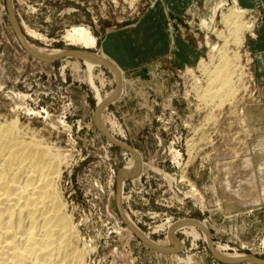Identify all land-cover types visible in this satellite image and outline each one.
<instances>
[{"label": "rangeland", "instance_id": "374dc122", "mask_svg": "<svg viewBox=\"0 0 264 264\" xmlns=\"http://www.w3.org/2000/svg\"><path fill=\"white\" fill-rule=\"evenodd\" d=\"M252 2L194 0L168 17L163 53L120 71L102 55V43L137 24L151 0H0V123L62 157L58 185L80 247H92L87 264H264V78L250 47L264 10ZM234 4L247 11L252 32L241 48L230 44L241 54L232 59L240 81L218 107L199 99L206 83L199 62L217 61L210 62L212 46L224 43L222 14ZM80 27L94 45L74 39ZM178 41L196 58L184 59ZM32 50L62 52L46 59ZM74 51L106 64L90 71ZM131 150L141 171L122 175ZM183 219L203 223L212 247L201 230L180 229L176 248H167V226ZM213 250L258 262H223Z\"/></svg>", "mask_w": 264, "mask_h": 264}, {"label": "bare ground", "instance_id": "6f19581e", "mask_svg": "<svg viewBox=\"0 0 264 264\" xmlns=\"http://www.w3.org/2000/svg\"><path fill=\"white\" fill-rule=\"evenodd\" d=\"M246 13V10L234 4L228 8L227 13L222 14V23L226 24L227 33L220 36L224 41L221 46H212V50L217 48V53L210 56V62L214 58L217 61L208 64L202 60L199 62V68L205 74L206 80L205 85L200 88L199 99L210 103L216 101L218 107L224 101L233 99L238 90L240 76H234L237 69L232 59H241V54L229 47L233 44L239 48L245 32H252L249 22L244 21ZM73 30L71 35L75 40L94 45L95 40L86 28ZM60 53L40 57L49 59L48 57L52 58ZM73 54L81 58L90 71L94 66L106 64L86 51H74ZM116 77L118 80L119 76ZM89 80L92 84V79ZM95 93L98 98L97 105L100 106L104 100L98 90ZM113 97L114 95H110L108 100ZM102 108L98 109L96 115V120L101 125ZM131 151V162L124 169L126 175L141 171L142 160L136 152ZM61 158L59 154L51 152L50 146L43 145L34 138L26 139L12 125L0 123V264H87L86 257L92 247L89 248L86 244L80 247L78 230L72 216L67 212V204L58 185L62 175ZM124 178L125 176H120V186ZM202 224L188 219L169 224L167 237L170 245L167 248H176L177 243L173 236L180 229L187 233L189 229L192 232L199 229L209 242V236ZM156 247L161 251L164 249L163 246ZM213 251L216 256L226 261L243 257L241 254L221 255ZM251 261L258 262V259L252 258Z\"/></svg>", "mask_w": 264, "mask_h": 264}, {"label": "crops", "instance_id": "0c3cea01", "mask_svg": "<svg viewBox=\"0 0 264 264\" xmlns=\"http://www.w3.org/2000/svg\"><path fill=\"white\" fill-rule=\"evenodd\" d=\"M151 1V6L137 24L109 32L102 43V55L120 71L152 63L155 56L163 53L171 42L168 17L184 14L194 0ZM251 4L261 5L264 10V0H253ZM258 25L257 36L250 42V47L255 52V72L264 78V20ZM177 47L187 51L188 56L184 59L196 58L195 50L185 43L178 41Z\"/></svg>", "mask_w": 264, "mask_h": 264}, {"label": "water", "instance_id": "95a60500", "mask_svg": "<svg viewBox=\"0 0 264 264\" xmlns=\"http://www.w3.org/2000/svg\"><path fill=\"white\" fill-rule=\"evenodd\" d=\"M121 174H122V175H125L124 171H122ZM202 228H203V229L206 231V233L208 234V236H209V245H210V247H212V241H211V234H210V231H209V230L207 229V227H205V226H202ZM215 257H216L217 259H219L220 261L228 262V263H239V262H244V261H251V259H252V258H250V257H245V258H243V259H239V260H235V261H226V260H223V259H221L220 257H218V256H216V255H215Z\"/></svg>", "mask_w": 264, "mask_h": 264}]
</instances>
